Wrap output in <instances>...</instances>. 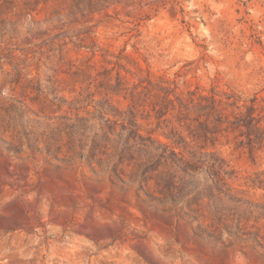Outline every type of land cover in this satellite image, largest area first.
Segmentation results:
<instances>
[{
  "label": "rangeland",
  "instance_id": "1",
  "mask_svg": "<svg viewBox=\"0 0 264 264\" xmlns=\"http://www.w3.org/2000/svg\"><path fill=\"white\" fill-rule=\"evenodd\" d=\"M254 98L264 0H0V264H264Z\"/></svg>",
  "mask_w": 264,
  "mask_h": 264
},
{
  "label": "trees",
  "instance_id": "2",
  "mask_svg": "<svg viewBox=\"0 0 264 264\" xmlns=\"http://www.w3.org/2000/svg\"><path fill=\"white\" fill-rule=\"evenodd\" d=\"M251 105L248 107V110L246 112V114L241 118V119H237L239 122V124L244 125L245 127H247L249 129V131H251V133H256L258 136L264 138V126H263V118L259 117L257 115H255V111H256V98L251 100ZM176 142V144H180L181 141H174ZM191 156L198 160V157L195 155V153H191ZM211 158L213 161H215V158L212 157V155L210 154ZM202 162V161H200ZM192 177L193 174L190 172L189 173ZM166 187L168 189L170 188H174L173 183L171 182H166Z\"/></svg>",
  "mask_w": 264,
  "mask_h": 264
}]
</instances>
